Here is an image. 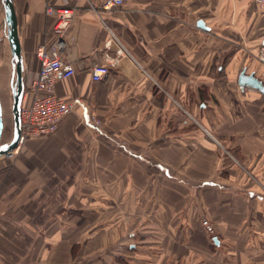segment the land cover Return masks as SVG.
Wrapping results in <instances>:
<instances>
[{"label":"crops","instance_id":"0c3cea01","mask_svg":"<svg viewBox=\"0 0 264 264\" xmlns=\"http://www.w3.org/2000/svg\"><path fill=\"white\" fill-rule=\"evenodd\" d=\"M101 1L77 2L64 36L75 70L54 94L73 109L0 157V264H35L38 244L66 258L68 221L75 246L91 221L160 238L159 255L141 244L124 264H264V93L238 85L244 71L264 87V12L255 0H124L108 11ZM61 4L12 0L24 80L37 75L35 50L56 39L45 8ZM105 56L108 76L93 82Z\"/></svg>","mask_w":264,"mask_h":264},{"label":"built area","instance_id":"2783aa9c","mask_svg":"<svg viewBox=\"0 0 264 264\" xmlns=\"http://www.w3.org/2000/svg\"><path fill=\"white\" fill-rule=\"evenodd\" d=\"M79 1L73 0L74 3L70 5V0H62L60 6L45 8V14L54 20L53 32L56 39L49 46L40 45L35 50L39 63L38 72L36 77L29 76L24 82L19 110V144L27 138H36L54 132L61 119L73 109V102L55 96L54 86L57 80L72 76L75 70L71 64L63 60L61 52L66 47L64 36L73 20L76 4ZM123 1L102 0L99 8L108 11L122 5ZM255 3L264 12V0H255ZM109 32L113 36L112 32ZM110 42H108L109 45ZM260 51L261 55H264L263 47ZM121 52L119 48L118 56L123 55ZM105 62V64L92 63L90 74L93 82H100L108 76V66L112 64V60L105 56Z\"/></svg>","mask_w":264,"mask_h":264},{"label":"rangeland","instance_id":"374dc122","mask_svg":"<svg viewBox=\"0 0 264 264\" xmlns=\"http://www.w3.org/2000/svg\"><path fill=\"white\" fill-rule=\"evenodd\" d=\"M10 78L11 72L7 70V73L4 77L0 76V98H1V106H2V122L3 128L0 136V145L8 143L13 137V120H12V113H11V105H12V98L10 92ZM6 158V157H5ZM11 162V159H5V163ZM44 222H36L37 229H42ZM102 224L101 227L97 225V222H85L84 227L78 231L81 235L78 238L81 243H84V247L80 244L75 246L72 241L76 240L77 235L73 238L72 235L76 234V222L75 221H68L67 222V237H68V245L71 246L72 244V251L68 252L66 258L64 255L59 251L48 250L47 247L44 248L42 244H38L35 247V264H109L110 257L114 262L124 264V261H128L130 258H139L140 246L143 244L144 246H148L149 250L153 252V250H159L158 245L155 243L158 242L160 245L161 240L160 238H146L145 236H141L138 232L139 230H134L136 233H132L133 229L127 230V232H131V236H128L127 232H124V228L122 229V233L120 235H115L113 231L106 228L109 223H105L103 221L99 222ZM59 225L58 221H52V232H55V227ZM106 228V229H104ZM50 227L48 228V232ZM105 230V231H104ZM108 230V231H106ZM95 231V233L99 232L98 235L92 236L91 234ZM109 234V236H107ZM136 234V235H134ZM37 239H41L39 236H36ZM216 239V240H214ZM40 242V241H39ZM208 242L211 246L215 247L218 246L219 241L217 237H209ZM93 244V248L96 251L91 249ZM155 244V245H154ZM133 246L132 251L130 253L128 251V246ZM156 248H152L153 246ZM88 246V247H87ZM98 251V252H97ZM32 252V251H30ZM160 251L157 253L156 251L153 252L152 255L149 254V257L153 255H159ZM32 257V253H30ZM133 256V257H131ZM189 258V257H188ZM150 259V258H149ZM145 260V259H144ZM185 261V259H183ZM192 260V257H191ZM23 263H27V258L24 257L22 259ZM22 261L19 260L18 263L22 264ZM108 262V263H106ZM134 264H137L134 259H132Z\"/></svg>","mask_w":264,"mask_h":264},{"label":"water","instance_id":"95a60500","mask_svg":"<svg viewBox=\"0 0 264 264\" xmlns=\"http://www.w3.org/2000/svg\"><path fill=\"white\" fill-rule=\"evenodd\" d=\"M3 6L5 25H6V40L10 53L11 64V78L9 82L12 105L11 113L13 120V137L6 143L0 145V157H9L11 153L18 149L20 138V120L19 110L24 92V80H23V64L21 58V49L19 45L16 18L13 10L12 0H0ZM201 26L200 23H198ZM238 85L240 87H247L255 89L261 93H264V87L261 81L254 77L253 74L245 75L244 71L239 75ZM3 128L2 122V106L0 102V136ZM216 240V239H214Z\"/></svg>","mask_w":264,"mask_h":264},{"label":"trees","instance_id":"16d2710c","mask_svg":"<svg viewBox=\"0 0 264 264\" xmlns=\"http://www.w3.org/2000/svg\"><path fill=\"white\" fill-rule=\"evenodd\" d=\"M23 80H24V78H23ZM24 82H25V80H24Z\"/></svg>","mask_w":264,"mask_h":264},{"label":"bare ground","instance_id":"6f19581e","mask_svg":"<svg viewBox=\"0 0 264 264\" xmlns=\"http://www.w3.org/2000/svg\"><path fill=\"white\" fill-rule=\"evenodd\" d=\"M1 102V101H0Z\"/></svg>","mask_w":264,"mask_h":264}]
</instances>
